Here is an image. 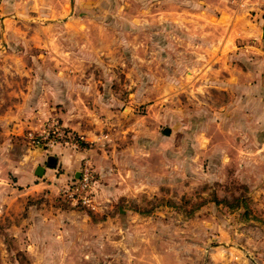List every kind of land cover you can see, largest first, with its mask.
Wrapping results in <instances>:
<instances>
[{
    "label": "rangeland",
    "instance_id": "obj_1",
    "mask_svg": "<svg viewBox=\"0 0 264 264\" xmlns=\"http://www.w3.org/2000/svg\"><path fill=\"white\" fill-rule=\"evenodd\" d=\"M121 1L22 9L6 32L0 19V264H264V78L231 88L230 62L136 28ZM55 123L82 138L55 147L92 169L90 207L73 176L23 183L59 160L32 140Z\"/></svg>",
    "mask_w": 264,
    "mask_h": 264
},
{
    "label": "crops",
    "instance_id": "obj_2",
    "mask_svg": "<svg viewBox=\"0 0 264 264\" xmlns=\"http://www.w3.org/2000/svg\"><path fill=\"white\" fill-rule=\"evenodd\" d=\"M11 1L13 3L10 7L9 3ZM19 1L0 0V19H2L1 27L4 32L12 27L19 28L17 22L7 19L5 14L19 12L22 9L30 11L37 6L49 8L51 12L56 13H63L64 11L62 0L59 1L60 6L55 8L46 0H40L43 1L41 5L31 3L32 6L20 5L17 3ZM134 1L135 3H133V0H122L120 11L125 14L134 11L139 15L143 14L145 18H143L144 20L135 18L130 20L129 24L135 25L136 28L167 29V35L174 39V43L178 41L183 43L185 46L184 53L189 57L191 54H195L199 55L198 59L207 62L216 60L225 65L230 62V66L227 67L229 70L228 76L231 77L229 82L231 88L233 86L239 87L241 85L240 78L243 76L247 81L246 84H243L247 86V91H256V83L258 84L259 80L262 77L264 78V0ZM61 23L67 26L72 22L62 21ZM77 24H83L88 30L91 29L89 23L78 22ZM169 44L173 43L169 41ZM192 46L196 48L194 51H191ZM53 59L60 60L61 58L55 56ZM62 59L66 60L63 56ZM59 71V73L65 75L64 69ZM223 71L224 65L223 67L220 65L218 69L210 73L208 70L201 71V77L213 73L218 76ZM44 89V87H41L40 90L46 92L47 90ZM221 90H224V85ZM262 90L264 91V88ZM58 101V103H63L61 99H58ZM53 151L59 155V160L49 158L50 165L44 167L45 172L42 177H38L36 171L39 166L44 165L40 162L35 165L32 170H29V174L23 178L25 186L35 187L43 184L50 186L51 182L54 185V180L66 181L72 176L78 179L82 156L67 148L55 147ZM49 152V150H43L45 154L40 153L41 158L44 157L43 155L47 157ZM57 169H61V172H58Z\"/></svg>",
    "mask_w": 264,
    "mask_h": 264
},
{
    "label": "built area",
    "instance_id": "obj_3",
    "mask_svg": "<svg viewBox=\"0 0 264 264\" xmlns=\"http://www.w3.org/2000/svg\"><path fill=\"white\" fill-rule=\"evenodd\" d=\"M52 134L48 133L41 137H32V140L37 146L55 147V146H70L75 149L80 148L82 138L74 136L68 130L59 126L58 123L53 124ZM81 139V140H80ZM94 176L92 169L88 164H85L84 169L80 172L79 178L76 179L74 192L72 197H78L80 202L85 206H92L91 189Z\"/></svg>",
    "mask_w": 264,
    "mask_h": 264
},
{
    "label": "water",
    "instance_id": "obj_4",
    "mask_svg": "<svg viewBox=\"0 0 264 264\" xmlns=\"http://www.w3.org/2000/svg\"><path fill=\"white\" fill-rule=\"evenodd\" d=\"M72 5H73V2H72ZM44 172H45V168L42 167V166H39V167L37 168L36 175H37L38 177H42V176L44 175ZM79 175H80V174H78L77 178H79Z\"/></svg>",
    "mask_w": 264,
    "mask_h": 264
}]
</instances>
